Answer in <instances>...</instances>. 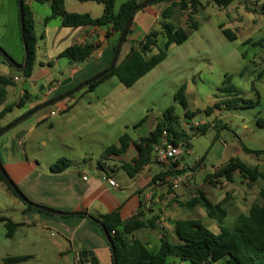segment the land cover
<instances>
[{
  "label": "crops",
  "instance_id": "obj_1",
  "mask_svg": "<svg viewBox=\"0 0 264 264\" xmlns=\"http://www.w3.org/2000/svg\"><path fill=\"white\" fill-rule=\"evenodd\" d=\"M124 1L126 0H114V10L117 11L120 4ZM150 1L140 0L142 3H147L140 10H137L132 17L130 32L127 35L126 41L119 48L118 62L128 53L134 42L141 41L150 31L159 32V23L162 21L161 13L164 9L169 8L171 3H149ZM30 2L27 3V6L33 15L34 34L36 37L35 62L31 77L28 78V86L31 87V90L25 88V81L21 82L20 70L15 69L13 65L9 66L4 61V55L0 52V76L10 78L12 81V84L5 88L6 97L0 103V111L5 106L17 102L24 93L28 95V100L21 108H14L11 112L15 113H8L12 114L11 119L14 122L16 121L14 126H11V128L0 134V164L8 178L18 187L26 202L12 195L15 198L13 200L17 201H12L13 207L10 209V212L5 216H0V220L9 219L16 224L12 236L7 237L10 242L21 236L19 241L21 250L27 251L28 245L36 247L37 250L35 252L29 250L24 255L4 252L0 254V259L3 262L5 258L27 257V259H36L39 264L45 263L48 260L46 257H48L49 251L44 246L39 251V245L42 243V232L47 230L53 234H50V243L54 247L56 260L63 261V264H112L109 245L102 230L88 217L78 213H86L88 216L101 221L102 216L117 211L122 223L137 217V220L142 222L144 227L134 231L131 237L141 242L149 252L155 253L159 248L160 239H164L171 244H178L180 242L174 234V221L199 220L212 233L217 234L220 231L216 222L208 218L202 208L194 207L188 209L183 205L195 196L197 189H201L212 204H218L226 200V204L224 205L226 217L223 221V226L227 229L232 228L239 215H246L248 213L252 203L260 202L258 190L262 185L261 182H256L251 188H244L241 178L237 174H234L231 182L221 179V184L213 186L208 182L204 183V176L211 174L221 166L214 168L210 172H202L205 170L203 159L198 164L199 159H201L199 158L194 166H189L185 162L183 156L191 153L190 138L200 134L197 131L199 127L204 126L207 129L209 126L208 123L197 121L198 114L189 120L185 118L180 119L182 129L189 136L188 146L184 145L189 152L181 153L174 163V167L176 171H183L182 173L187 172L189 168L193 167L194 172L188 182L175 190H169L167 181L156 178L158 172L162 171L163 168L152 162L142 168L133 177H128L119 168L121 163H131L137 158V152L133 145H129L126 151L120 155L112 154L108 155L107 158H101L103 151L108 146L114 145V143L117 144V142L110 145L98 142L97 151L98 157L101 158L99 160L101 166L97 165L98 160H96V167L91 168V172H87V169H85L86 164L91 167V162L80 164L75 161H71L72 165L60 173H50L48 170L50 166L45 171L39 170L29 160L24 150V141L30 135L33 127L48 116L51 109H62L63 98L60 95L67 92V88H63L62 92L59 91L58 80L53 71L54 66L52 67V63L50 65L48 63L52 59H56L67 67L66 74L69 77L68 80L74 87L80 84L82 85L80 87H86L83 84L84 82L91 80L109 67L116 35L107 37L108 26L64 28L58 18H53L44 24L45 15L42 16L40 11H36ZM241 2L238 0L221 10L227 14L230 9L234 10ZM41 5L44 6V11H50L48 2ZM64 8L70 13L89 14L92 18H98L103 13V6L94 2L69 0V3H67V0H64ZM202 10L198 9L197 11ZM0 16L2 19L0 28H9L11 37L15 41V37H20L17 0H5V3H2L1 0ZM168 21L174 27L186 30L188 34L192 32L187 25L186 12L173 9V15ZM220 25L225 29L223 22ZM157 40H160L158 46L162 47L165 42L164 37L159 35ZM84 42L97 45L94 52L86 60L70 63L64 58H57L58 54L65 48ZM15 47L18 53H20L19 59H16L9 52H2L8 55L13 62L21 65L25 56L21 37ZM155 52V49L152 50L148 56ZM15 72H18V74ZM144 77L140 78L136 83L140 82ZM226 82L225 80L223 83L225 84ZM184 85L189 112L200 111L198 96L201 95H198L194 89H189L186 84ZM49 87H53L54 90L49 95H46L45 91ZM35 95H42L43 98L40 103H43V107H40V103H37L33 99ZM215 99L211 100V105H206L205 109L213 107L218 102ZM32 100L35 102L30 104ZM221 100L225 99L221 97L219 101ZM33 105L40 106L35 109L34 113L32 112L26 118H21L32 109ZM44 107L45 109L42 110ZM8 114L0 121V127H7L3 124V120ZM204 115L206 116V113ZM220 115L221 111L218 109H214L209 114L210 117H214V121L212 122L214 128L217 126V119H219ZM49 116L51 115L49 114ZM19 118L21 120L17 121ZM159 118H152L151 123L147 126V134L139 136L136 139L130 137V139L137 141L142 137L149 136ZM144 124L146 123L144 122ZM245 149L243 148L239 152L252 154L246 152ZM252 155L256 159L257 164L255 165H249L239 160L248 167H256L264 173V159L257 157L255 154ZM198 174L200 176L199 183L196 182ZM82 177H86V179L83 180ZM108 180L114 181L115 186H109ZM236 182L239 184V189H236V187L232 188ZM28 205L31 208H28ZM35 206L44 207L62 214L47 213ZM2 223L4 226L3 221ZM31 234H34V238L30 237ZM93 258L94 261L91 262ZM174 264L191 263L179 262ZM216 264H224V262Z\"/></svg>",
  "mask_w": 264,
  "mask_h": 264
},
{
  "label": "rangeland",
  "instance_id": "obj_2",
  "mask_svg": "<svg viewBox=\"0 0 264 264\" xmlns=\"http://www.w3.org/2000/svg\"><path fill=\"white\" fill-rule=\"evenodd\" d=\"M240 1V5L225 14L211 0H200L203 10L197 11L193 17L197 30L190 32L188 39L181 45H170L166 59L130 88H124L113 77L94 91L84 92L85 88L80 87L81 84L74 87L68 80L67 67L52 59L50 63L54 66L59 91L67 88V92L60 95L63 98L62 109L42 119L24 141V150L29 160L43 171L60 158L80 164L91 162V167L88 164L85 166L87 172H91V168L96 167V160L101 159L98 157V142L110 145L117 142L122 134L133 139L141 137L147 134V126L152 118L160 117L170 106L183 119L184 110L174 102L173 97L176 90L184 84L201 95L198 96L200 113L197 121L209 124L203 133L189 140L191 153L183 156L189 166H194L199 158L204 160L205 170L202 172H210L227 163L230 158H238L249 165L257 164L253 153L239 152L243 148L257 152V157L264 159V126L257 125L258 119L264 121V0ZM30 3L42 16H50V11H44L43 5L33 1ZM1 20L0 16V24ZM222 22L224 28L236 36L235 40L229 41L223 36L218 28ZM20 37H15L14 41L9 28H0L1 51L9 52L19 59L20 53L15 45L19 43ZM20 78L21 82H26L25 88L31 90L28 79L21 75ZM225 80L227 82L224 84ZM234 95L251 101V105L222 110L214 128V117L204 115L205 106L214 98L219 101L221 97L226 99ZM42 98V95H35L33 99L40 103ZM33 102L35 101L32 100L30 104ZM42 104L33 105L26 114L34 113L38 106L43 107ZM44 109L45 107L42 108ZM11 115L8 114L3 120L5 126L14 122ZM145 116L146 124L137 126ZM220 181L218 184H221ZM196 182H200L199 174ZM168 187L169 190H175L169 185ZM234 187L239 189V184L236 182L232 188ZM16 188L19 191L17 186ZM13 199L15 198L5 186L0 184V216L10 212L12 201H17ZM42 233L39 251L43 246L49 251L46 257L48 260L43 264H63V261L56 260L54 247L50 243V234H53L47 230ZM20 237L10 242L0 220V254L11 252L24 255L29 250H37L31 245H28L27 251L21 250ZM30 237L34 238V234ZM0 264L5 263L0 259ZM18 264L39 263L30 258Z\"/></svg>",
  "mask_w": 264,
  "mask_h": 264
},
{
  "label": "trees",
  "instance_id": "obj_3",
  "mask_svg": "<svg viewBox=\"0 0 264 264\" xmlns=\"http://www.w3.org/2000/svg\"><path fill=\"white\" fill-rule=\"evenodd\" d=\"M22 1V39L25 49L24 60L25 67L20 70V74L24 79L31 77L32 68L35 62L36 52V37L34 34V20L26 1ZM39 4L49 3L50 16L45 17L43 23L46 24L53 18H58L64 28L78 27H101L108 26L107 37L116 35V41L113 46L114 55L117 47L118 39L125 28V23L132 13L140 10L147 2L140 0H126L120 4L118 10H114V0H78L80 2H94L103 6V13L98 18H92L89 14L70 13L64 8V0H31ZM212 3L220 9H225L232 3L238 0H211ZM170 2L169 8H166L161 13L162 21L159 23V32L150 31L139 42H134L128 53L116 62L111 70L106 69V72L99 78L90 82L84 92H92L100 84L115 77L124 88L132 87L140 78L152 71L159 65L167 56V49L170 45H181L188 39V32L182 28L174 27L168 20L173 15V9H177L187 14V25L189 30H197V23L193 20V14L203 6L199 0H155L149 3ZM133 13V15H134ZM132 15V17H133ZM132 20L125 30L122 43L126 41L127 35L130 32ZM223 36L233 41L236 36L223 26L218 27ZM162 35L165 42L162 47L158 46V36ZM22 42V41H21ZM96 44L93 43H78L65 48L58 54V59L64 58L70 63H78L86 60L95 50ZM156 52L148 56L152 50ZM2 54H4L1 51ZM4 61L11 66L12 61L8 57H3ZM23 60V62H24ZM51 64L50 62L48 63ZM105 71V70H104ZM98 76V75H97ZM96 76V77H97ZM12 84L10 78L0 76V103L6 97L5 88ZM254 90V89H253ZM28 100V95L24 93L22 97L15 103L5 106L0 111V121L10 113L14 108H21ZM183 110V118L191 119L200 111L196 110L189 112L188 103L185 98V85H181L175 92L173 97ZM239 105L249 107L251 101L243 100L236 95L231 98H226L216 102L213 107L204 110L206 115H209L214 109L220 111L237 108ZM146 116L137 124L144 123ZM16 122V121H15ZM258 127L264 126V121L257 120ZM8 127V126H7ZM11 127H8V129ZM3 128L0 127V131ZM206 127L202 126L197 129L198 133H203ZM165 131L167 138L174 145H187L189 136L184 132L180 124V118L174 113V107L166 108L154 128L147 137H142L137 141H132L126 134H122L117 141V144L108 146L102 154L101 158H107L108 155H120L126 151L129 145H133L137 158L131 163H121L120 169L128 176L133 177L142 168L151 162V153L153 146L158 142L162 131ZM3 133V132H2ZM0 133V134H2ZM218 137L216 134L215 138ZM257 155V152L248 151ZM202 162L199 159L198 164ZM72 162L60 158L49 167L50 173H60L69 168ZM97 165L101 166V162L97 161ZM3 168V167H2ZM193 169V167L189 168ZM183 171H159L156 178L165 180L172 174H180ZM234 174H237L246 188H251L257 181L261 182V187L258 190L260 202H254L250 205L246 215H239L235 220L231 229L223 226V221L226 217L224 205L226 200L212 204L201 189L195 191V196L186 201L183 205L192 209L194 207L202 208L207 217L214 220L219 227V233L215 234L204 227L199 220H177L173 222L174 234L179 239L178 244H171L164 239H160V245L155 253L149 252L145 246L137 239H133L131 234L144 227V224L137 220V217L122 223L117 211L111 212L101 217L111 243L114 249L116 264H171L179 262H189L191 264H216L224 262V264H264V173L256 167L250 168L237 158H231L227 163L206 176V182L210 185H217L218 181L223 179L231 182ZM10 181V179H9ZM0 183L3 184L6 190L20 199L11 190L10 185L0 169ZM13 183V182H12ZM14 184V183H13ZM15 186V184H14ZM16 187V186H15ZM21 200V199H20ZM29 204V203H27ZM30 205V204H29ZM28 208H31L30 206ZM36 207V206H35ZM4 222L6 229V237H11L16 224L9 219H1ZM172 259V260H171ZM27 260V257L5 258V264H16Z\"/></svg>",
  "mask_w": 264,
  "mask_h": 264
},
{
  "label": "built area",
  "instance_id": "obj_4",
  "mask_svg": "<svg viewBox=\"0 0 264 264\" xmlns=\"http://www.w3.org/2000/svg\"><path fill=\"white\" fill-rule=\"evenodd\" d=\"M53 90V87L47 88L45 91L46 95H49ZM58 111L59 109H53L49 114L54 115V113H57ZM182 152H189V150L184 147V145L174 146L167 138L166 132L163 130L158 142L152 148L151 162L153 164L161 166L164 171H176L174 163L177 161L179 155ZM193 172V169H188L187 172L182 174H172L164 181H167L172 189H176L182 184L188 182L191 179ZM82 179L85 180L86 177H82ZM108 184L109 186H115L114 181L112 180H108Z\"/></svg>",
  "mask_w": 264,
  "mask_h": 264
},
{
  "label": "water",
  "instance_id": "obj_5",
  "mask_svg": "<svg viewBox=\"0 0 264 264\" xmlns=\"http://www.w3.org/2000/svg\"><path fill=\"white\" fill-rule=\"evenodd\" d=\"M151 1H155V0H151ZM17 5H18V18H19V27H20V36H21V41H22V46H23V49H25V45H24V41L22 39V26H23V19H22V1L21 0H17ZM134 13V12H133ZM132 13V15H133ZM132 15L128 18V20L126 21L125 23V28L124 30L122 31L121 33V36L120 38L118 39V42H117V47L115 49V52H114V55L112 57V60H111V63L108 67V70H111L116 62V57L118 55V52H119V48H120V45L122 44V39L124 37V34H125V30H126V27L128 26V24L131 22L132 20ZM1 52V50H0ZM5 57H8V55L6 54H3ZM9 58V57H8ZM25 58H26V55H25ZM10 59V58H9ZM11 60V59H10ZM12 61V60H11ZM12 65L14 66L15 69L17 70H22L25 65H26V62L24 60V62L21 64V65H18L16 64L15 62L12 61ZM106 72L103 71L102 73H100L97 77H94L92 78L91 80H88L84 85L87 86L90 82L94 81L96 78H99L101 77L104 73ZM29 114L31 113H28L26 115H23L21 118H26ZM21 118H19L17 121L21 120ZM15 124V122H13L11 125H9L8 127H11ZM8 127H4L0 133L6 131L8 129ZM18 138V137H17ZM0 169L1 171L3 172V175L5 176V178L7 179L9 185H10V188L11 190L15 193V195H17L22 201L26 202L25 198L21 195V193L17 190V188L14 186V184L12 183V181L10 180L9 181V178L6 174V172L4 171V169L2 168L1 164H0ZM39 210H42V211H45L47 213H56V214H62V213H58L56 211H53V210H50V209H47V208H44V207H37ZM78 214H81V215H84L86 217H88L93 223H95L96 225H98L100 227V229L102 230L103 234H104V237L109 245V249H110V252H111V259H112V264H116V258H115V253H114V249H113V246H112V243H111V239H110V236L108 235L103 223L97 219H94L90 216H88L86 213H78ZM84 254V253H83ZM82 254V255H83ZM94 261V258L91 260V262Z\"/></svg>",
  "mask_w": 264,
  "mask_h": 264
}]
</instances>
